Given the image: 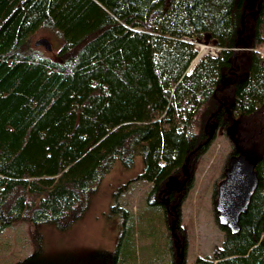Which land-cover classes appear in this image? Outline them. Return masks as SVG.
Segmentation results:
<instances>
[{
  "label": "trees",
  "instance_id": "obj_1",
  "mask_svg": "<svg viewBox=\"0 0 264 264\" xmlns=\"http://www.w3.org/2000/svg\"><path fill=\"white\" fill-rule=\"evenodd\" d=\"M41 35L56 47L35 46ZM196 43L217 53L186 74ZM261 46L264 0H0V233L33 227V252L13 264H125L121 242L51 255L45 232L73 243L106 175L137 157L138 180L152 184L147 205L173 203L179 230L181 197L219 128L230 155L255 158L259 184L239 232L220 227L221 247L195 264H264ZM111 212L121 237L132 233L118 201Z\"/></svg>",
  "mask_w": 264,
  "mask_h": 264
},
{
  "label": "rangeland",
  "instance_id": "obj_2",
  "mask_svg": "<svg viewBox=\"0 0 264 264\" xmlns=\"http://www.w3.org/2000/svg\"><path fill=\"white\" fill-rule=\"evenodd\" d=\"M39 37L48 38L52 48L56 47L54 39L47 35L37 38ZM196 46L198 55L217 53V49L210 44L196 43ZM258 50L264 56V46ZM197 59H194L195 62L190 67ZM231 150L230 137L219 128L208 151L198 159L193 168L192 188L181 197L178 210L179 230L175 227L177 214L173 203L168 201L165 211L160 206L147 205L146 198L152 184L138 180L142 171L140 157L135 158L132 168L115 164L102 182L82 225L75 235L72 234L73 243L64 241L58 245L54 241L60 238L54 232L46 230L49 254L56 256L65 247H73L78 257H85L96 251L111 253L121 242L125 250V264H180L183 232L186 237L184 264H195L197 258H210L213 249L221 247L224 240V232L215 221L213 192L222 178V170ZM115 201L128 213L126 227L132 221V233L126 232L124 238L121 237V219L111 212ZM168 227L173 230L171 237ZM32 230L30 224L22 223L0 233V264H13L33 252L30 243Z\"/></svg>",
  "mask_w": 264,
  "mask_h": 264
},
{
  "label": "water",
  "instance_id": "obj_3",
  "mask_svg": "<svg viewBox=\"0 0 264 264\" xmlns=\"http://www.w3.org/2000/svg\"><path fill=\"white\" fill-rule=\"evenodd\" d=\"M34 45L42 46L47 51L52 50L51 41L46 37L37 38ZM201 56L197 55L196 63L188 69L186 74L193 71ZM255 167V158L246 153L238 152L236 155H230L226 163L224 178L217 185L215 201L217 224L232 234L239 232L240 217L247 211L252 196L258 187L259 178ZM170 184L175 186L174 183Z\"/></svg>",
  "mask_w": 264,
  "mask_h": 264
},
{
  "label": "flooded vegetation",
  "instance_id": "obj_4",
  "mask_svg": "<svg viewBox=\"0 0 264 264\" xmlns=\"http://www.w3.org/2000/svg\"><path fill=\"white\" fill-rule=\"evenodd\" d=\"M225 170H226V169H225ZM224 173H225V172H224ZM223 178H224V174L222 175L221 180H222ZM221 180H220V181H221ZM220 181H219V182H220ZM219 182H218V183H219ZM217 185H218V184H217ZM216 190H217V188H216ZM216 198H217V194H216ZM181 249H182V248H181ZM180 260H181V259H180ZM182 260H183V256H182ZM181 262H182V261H181ZM181 262H180V264H182Z\"/></svg>",
  "mask_w": 264,
  "mask_h": 264
}]
</instances>
